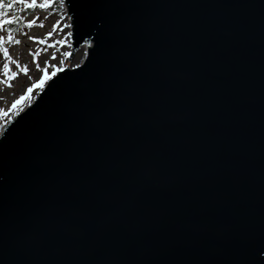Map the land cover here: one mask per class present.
<instances>
[{
	"label": "water",
	"instance_id": "95a60500",
	"mask_svg": "<svg viewBox=\"0 0 264 264\" xmlns=\"http://www.w3.org/2000/svg\"><path fill=\"white\" fill-rule=\"evenodd\" d=\"M63 3L88 51L0 133V264H264V0Z\"/></svg>",
	"mask_w": 264,
	"mask_h": 264
},
{
	"label": "rangeland",
	"instance_id": "374dc122",
	"mask_svg": "<svg viewBox=\"0 0 264 264\" xmlns=\"http://www.w3.org/2000/svg\"><path fill=\"white\" fill-rule=\"evenodd\" d=\"M37 2L42 3L44 0ZM23 18L25 26L11 33L14 40L20 41L18 44L9 41V31L0 27V36L4 38L3 43L0 44V120L6 116H13L14 112L19 110L21 103L14 109L12 104L24 96L29 87H32V92L24 100L31 103L50 78L66 67L72 68L81 64L87 54L83 46L69 62L72 50L71 30L70 19L65 9L63 12L55 13L40 9L24 15ZM30 20H35V24L31 27L27 24ZM49 32L52 34L48 35ZM29 37L38 39H29ZM3 48L8 49V57L4 55ZM4 65L9 67L6 69ZM24 67L27 68V72L22 71ZM45 73L49 78L44 81L43 86L36 87L35 85L44 79Z\"/></svg>",
	"mask_w": 264,
	"mask_h": 264
},
{
	"label": "snow or ice",
	"instance_id": "6c2138e0",
	"mask_svg": "<svg viewBox=\"0 0 264 264\" xmlns=\"http://www.w3.org/2000/svg\"><path fill=\"white\" fill-rule=\"evenodd\" d=\"M61 2H63V0H61ZM52 3V0H44V2L42 3H38L37 0H0V27H2L5 24H11L13 22H15L17 20V17L15 16H9L8 15V11L6 10H11L16 4H23L25 5V7L27 8H47L49 6V4ZM27 24L29 27L33 26L35 24V20H30L27 21ZM41 27L43 26L42 24L40 25ZM12 29H9V35H8V40L9 41H13L14 43H20L19 40H14L13 36H12ZM52 33L49 32L48 35H51ZM3 36H0V44L3 43ZM29 39H38L37 37H29ZM3 53L6 57L9 56V51L7 48H3ZM4 67L7 69L9 66L8 65H4ZM22 71L27 72V68L24 67L22 69ZM48 75L47 73H45L44 79H41L37 85H35L36 87H41L44 84V81L46 79H48ZM32 92V87H29L27 89V93L24 96H21L20 99L16 100L13 104H12V108H16L17 105L19 103H21V101H23L24 99L28 98V94H30Z\"/></svg>",
	"mask_w": 264,
	"mask_h": 264
},
{
	"label": "trees",
	"instance_id": "16d2710c",
	"mask_svg": "<svg viewBox=\"0 0 264 264\" xmlns=\"http://www.w3.org/2000/svg\"><path fill=\"white\" fill-rule=\"evenodd\" d=\"M7 2V0H6ZM63 2H61V0H52V3L49 4V6L47 8H43L44 10H47L51 13H55V12H63ZM42 8L36 7V8H27L25 7V5L23 4H16L11 10H6L8 11V15L9 16H15L17 17V20L11 24H5L3 25V29L9 31V29H12V33L17 32L18 29L22 28L25 26V24L23 23V17L24 15H28V14H32L38 10H40ZM2 19V18H0ZM30 102L29 101H25L23 100L20 104L19 110L14 112L13 116H6L4 117L0 123V129L1 127L5 126V124L12 119L19 111H21L26 105H28ZM23 107V108H22ZM2 127V128H3ZM2 130V129H1Z\"/></svg>",
	"mask_w": 264,
	"mask_h": 264
},
{
	"label": "bare ground",
	"instance_id": "6f19581e",
	"mask_svg": "<svg viewBox=\"0 0 264 264\" xmlns=\"http://www.w3.org/2000/svg\"><path fill=\"white\" fill-rule=\"evenodd\" d=\"M69 17V16H68ZM70 19V18H69ZM71 23H70V25H69V29L71 30L70 31V37L72 36V27H71ZM84 48L88 51V46H84Z\"/></svg>",
	"mask_w": 264,
	"mask_h": 264
}]
</instances>
